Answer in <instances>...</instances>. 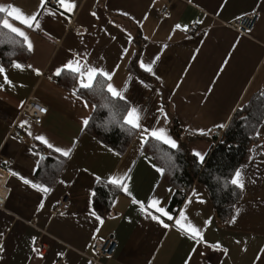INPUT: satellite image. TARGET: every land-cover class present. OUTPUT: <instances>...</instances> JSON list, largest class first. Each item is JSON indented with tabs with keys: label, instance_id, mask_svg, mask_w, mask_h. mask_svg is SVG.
<instances>
[{
	"label": "crops",
	"instance_id": "crops-1",
	"mask_svg": "<svg viewBox=\"0 0 264 264\" xmlns=\"http://www.w3.org/2000/svg\"><path fill=\"white\" fill-rule=\"evenodd\" d=\"M65 2L72 4L71 11L59 0L56 6L45 0L42 7L41 0H0L25 16L35 13L39 25L21 24L6 12L1 18L25 32L32 49L24 44L26 58L15 61L20 68L14 61L0 63V167L9 173V192L0 206V264H53L58 259L90 264L92 243L100 235L116 240L113 254L101 258L102 264H264V117L247 161L237 169L243 185H236L239 197L230 215L220 220L198 182L178 208H170L174 188L143 151L152 138L143 140L141 130L134 129L122 152L103 143L82 124L93 106L80 96L85 88L78 86L77 76L54 74L70 59L111 73L110 82L122 90L127 106L140 113L141 125L163 127L177 145L185 142L202 160L212 144L207 136L222 131L238 107L264 91V0ZM165 6L168 16L162 17ZM250 12L258 13L250 30H236L234 21ZM176 24L187 29H176ZM157 56L152 73L140 67V61L148 64ZM133 64L143 74L133 72ZM29 100L47 107L40 123L21 113ZM15 122L24 126L20 140L13 134ZM173 124L178 133L171 130ZM38 135L57 147H72L74 139L76 144L64 157L36 140ZM125 173L131 196L120 188L110 212L100 215L92 207L95 185ZM21 177L50 191L34 188ZM149 198L174 217L183 209L202 239L155 212ZM133 199L142 201L145 211ZM61 200L68 208L54 211ZM37 243L45 249L38 250Z\"/></svg>",
	"mask_w": 264,
	"mask_h": 264
},
{
	"label": "trees",
	"instance_id": "trees-1",
	"mask_svg": "<svg viewBox=\"0 0 264 264\" xmlns=\"http://www.w3.org/2000/svg\"><path fill=\"white\" fill-rule=\"evenodd\" d=\"M2 16L3 13H0V20ZM27 53L22 39L0 25V63L8 65L12 61L24 60ZM131 69L142 73L134 64ZM79 94L92 106H96L93 107L86 129L103 143L122 152L134 132L133 128L123 123V114L128 107L125 100L113 99L106 91L95 87L81 89ZM263 117L264 91H259L236 109L220 136L212 133L207 136L212 144L202 160L190 153L183 141L173 149L159 141L148 139L143 151L152 157L159 168L165 169L161 178L174 188L169 207L178 208L193 184L198 182L204 187L215 214L220 220H225L240 194V189L231 183V179L235 171L247 161L249 149L257 138V127ZM171 130L178 133L179 128L173 124ZM58 168L52 170L50 179ZM119 191L120 187L117 185L97 183L93 193V209L100 215H107L111 201Z\"/></svg>",
	"mask_w": 264,
	"mask_h": 264
},
{
	"label": "snow or ice",
	"instance_id": "snow-or-ice-1",
	"mask_svg": "<svg viewBox=\"0 0 264 264\" xmlns=\"http://www.w3.org/2000/svg\"><path fill=\"white\" fill-rule=\"evenodd\" d=\"M45 0H41V7L44 5ZM59 3L62 7L66 8L68 11H71L72 9V4L66 3L65 0H59ZM7 13L9 17L14 18L15 20L19 21L21 24L27 25L29 27L32 26L33 23L37 24V27L39 26L38 23L36 22L35 16L36 14L34 13L32 16H25L21 10L18 7L14 6H3L0 5V13ZM95 15V13H93ZM0 25H3L4 28L8 29L11 33H14L18 35L19 37L23 38V43L27 46L29 50L32 49V44L25 34V32L21 31L20 28L14 27L11 23L8 22L7 19L0 20ZM183 27L185 30L187 29V25H180L176 24L175 28L180 29ZM131 39V37H129ZM166 47V45H165ZM125 52L127 49L124 50ZM159 57L153 58L151 63L145 64L143 61H140V67L143 68L145 71L152 73L153 68L152 65L155 64L156 60ZM86 59V58H85ZM226 63V62H225ZM14 66L17 68H20L21 65L18 62H13ZM31 67V66H29ZM118 67V66H117ZM4 69L2 66H0V73H3ZM34 71L39 74V70L35 69ZM68 71L77 76V84L81 88L85 89H92V88H97L102 91H106L113 99H119V100H126V97L123 95L122 90H118L110 81H111V73L104 71L101 68H97L95 66H87L85 63L84 66H81L80 61L76 59H70L67 62H65L63 65L60 67H57L55 69V75H60L62 72ZM98 77H102L103 79H98ZM159 79V77H157ZM73 95H75V91H73ZM85 107H87V103L85 102ZM95 108L96 106L93 105ZM40 112H45L46 110L44 108L39 109ZM161 114L164 116V122H167V115L164 113L163 108L159 109ZM89 123L88 118H84L82 120L83 125H87ZM123 123L130 126L133 129H139L141 130V137L143 140H147L148 138H152L156 141H159L163 144L169 145L171 148L175 149L177 147L176 141L173 140L171 137H169L166 134V131L163 127H144L140 123V113L137 111L135 107H128L126 111L123 114ZM218 127H223V125H218ZM31 135V133H29ZM36 140L43 142L49 149H53L56 153H60L64 157L70 156V154L73 151V148L75 147L76 140L74 139L72 142V147L68 148H62V147H57L53 143H50L43 135H38L35 137ZM197 155H199L197 153ZM155 167V165H153ZM157 172H160L161 174L165 171L164 168H156ZM14 175L16 173H13ZM127 178V173H125L124 176L119 177V178H114V177H108V180L110 183L117 185L120 187L124 192L128 193V195L131 196V193L128 192V186L127 183L125 182ZM21 179L24 180L25 183L32 184L31 181L21 177ZM99 180L100 178L97 177ZM231 183L233 185H237L239 187H243L242 182H241V173L239 170H236L235 174L233 175L231 179ZM32 187L34 188H39L41 191L48 192L50 189H48L45 185H38V184H32ZM133 203H138L140 204L141 211H145L144 208V203L142 201H136L133 199ZM148 205L150 208H154L155 212L162 214L164 217H167V220L169 221H174L175 226H177L180 230L186 231L190 236L192 237H197L201 238V232L200 230L192 225L190 222H187V217L185 215V212L183 209L179 210V217H174L173 215H170L169 212L165 210L163 207H159V201L154 199V198H149L148 200ZM237 213L240 211L239 209H236ZM92 215H95L93 212ZM151 218L153 220H157L159 223L162 224V226L167 229L169 228V224L164 223L163 220L160 219L159 216L157 215H152ZM97 219H100L97 217ZM233 221L236 219L235 216H233ZM184 221V222H182ZM210 222L209 220H206L204 222L205 227ZM35 251V249H34ZM226 251V250H225ZM185 264H188L187 261H185Z\"/></svg>",
	"mask_w": 264,
	"mask_h": 264
},
{
	"label": "built area",
	"instance_id": "built-area-1",
	"mask_svg": "<svg viewBox=\"0 0 264 264\" xmlns=\"http://www.w3.org/2000/svg\"><path fill=\"white\" fill-rule=\"evenodd\" d=\"M49 3L53 6L57 5V0H49ZM161 16L167 17L168 16V6H165L161 10ZM258 17L257 12H250L242 15L241 17L237 18L234 21V28L240 32L247 33L252 25L254 24L255 20ZM191 28V27H190ZM44 108L45 112H40L39 109ZM47 112V107L37 100H29L25 102L21 108V113L25 114L29 117L33 122L40 123ZM24 126L18 122H15L13 125V134L20 140L22 138V131ZM212 134H216L220 136L222 131L220 130H213ZM9 178L8 171L0 167V206H3L8 195V186L7 181ZM68 208V203L65 200H61L58 202L55 207L54 211L62 212ZM37 249L43 251L45 249V245L43 243L36 244ZM116 247V240L112 236H97L93 243L92 249L94 256L90 257V264H102L100 261L101 258L110 257L114 249ZM53 264H66L62 259L56 260Z\"/></svg>",
	"mask_w": 264,
	"mask_h": 264
}]
</instances>
